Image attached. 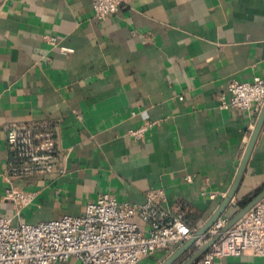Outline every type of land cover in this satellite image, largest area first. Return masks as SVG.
I'll return each instance as SVG.
<instances>
[{"label":"crops","instance_id":"1","mask_svg":"<svg viewBox=\"0 0 264 264\" xmlns=\"http://www.w3.org/2000/svg\"><path fill=\"white\" fill-rule=\"evenodd\" d=\"M95 1L0 0V215L17 220L4 199L5 127L51 122L55 170L17 181L34 192L20 220L80 215L102 193L141 204L147 191L163 189L162 206L181 205L196 232L229 190L257 118L221 108L219 95L232 80L264 77V0H126L102 19L92 16ZM150 121L141 138L130 136ZM263 189L264 122L221 216L230 221ZM173 251L136 264H161ZM211 264H264V257L243 250Z\"/></svg>","mask_w":264,"mask_h":264},{"label":"built area","instance_id":"2","mask_svg":"<svg viewBox=\"0 0 264 264\" xmlns=\"http://www.w3.org/2000/svg\"><path fill=\"white\" fill-rule=\"evenodd\" d=\"M125 4L126 0H96L92 16L105 18ZM45 38L57 44L55 37ZM58 49L61 53L73 50L65 46ZM263 102L264 77L260 76L250 81L232 80L219 95L221 108L248 110L255 116ZM153 126V121L146 122L129 134L138 139ZM5 135L11 154L4 172V199L15 206L13 217L17 220L0 215V264H68L71 259L77 264H136L156 251H173L195 233L181 205L173 211L162 206L163 189L147 191L141 204L118 202L102 193L80 215L25 223L19 219L20 210L33 200L34 192L23 189L17 181L55 170L59 157L56 128L51 122L12 124L5 127ZM185 180L191 181V176L186 175ZM134 217L146 225L145 230L138 228ZM228 222V217L220 216L197 240L203 243L217 236L198 264L238 256L243 250L264 257V196L226 227Z\"/></svg>","mask_w":264,"mask_h":264},{"label":"water","instance_id":"3","mask_svg":"<svg viewBox=\"0 0 264 264\" xmlns=\"http://www.w3.org/2000/svg\"><path fill=\"white\" fill-rule=\"evenodd\" d=\"M263 122H264V102L257 115L254 127L251 131L249 140L247 142L242 159L236 171L235 177L225 197L222 199L221 203L215 209L213 214L208 218V220L191 237H189L185 242L179 245L170 254V256L161 264H173L175 261H177L193 244H195V242L202 235L206 233V231L212 226V224L226 211L227 207L231 203V200L234 198L237 189L241 183L243 174L245 172L253 147L256 143V140L262 128ZM263 196H264V189L259 193H257L254 197H252L245 205H243L230 219L226 227H229L232 223H234L245 211H247ZM216 237L217 236L212 237L211 239L203 243L201 246H199L182 264H192L193 262L198 260L201 257V255L208 250L209 246L216 239Z\"/></svg>","mask_w":264,"mask_h":264},{"label":"rangeland","instance_id":"4","mask_svg":"<svg viewBox=\"0 0 264 264\" xmlns=\"http://www.w3.org/2000/svg\"><path fill=\"white\" fill-rule=\"evenodd\" d=\"M68 264H77V262H76V260L71 259V260L68 262Z\"/></svg>","mask_w":264,"mask_h":264}]
</instances>
